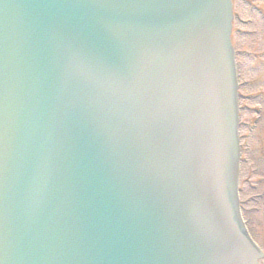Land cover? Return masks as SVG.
<instances>
[{
  "label": "water",
  "instance_id": "95a60500",
  "mask_svg": "<svg viewBox=\"0 0 264 264\" xmlns=\"http://www.w3.org/2000/svg\"><path fill=\"white\" fill-rule=\"evenodd\" d=\"M230 32V0H0V264L264 258Z\"/></svg>",
  "mask_w": 264,
  "mask_h": 264
},
{
  "label": "rangeland",
  "instance_id": "374dc122",
  "mask_svg": "<svg viewBox=\"0 0 264 264\" xmlns=\"http://www.w3.org/2000/svg\"><path fill=\"white\" fill-rule=\"evenodd\" d=\"M254 38L261 43L259 36ZM235 41L245 51L238 60L241 155L237 197L247 229L264 250V48L258 49L248 37Z\"/></svg>",
  "mask_w": 264,
  "mask_h": 264
},
{
  "label": "flooded vegetation",
  "instance_id": "af4514ba",
  "mask_svg": "<svg viewBox=\"0 0 264 264\" xmlns=\"http://www.w3.org/2000/svg\"><path fill=\"white\" fill-rule=\"evenodd\" d=\"M232 1V43L235 46L236 56L241 52L235 44L236 37L250 38L251 42L258 47L264 48V0H231ZM262 33V35H259ZM259 36L261 43L254 38ZM264 54V52H263ZM251 52L247 56H251Z\"/></svg>",
  "mask_w": 264,
  "mask_h": 264
}]
</instances>
